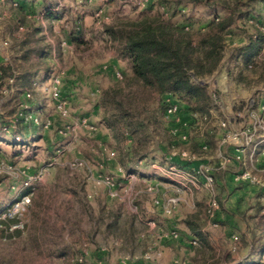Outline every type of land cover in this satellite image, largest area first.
Wrapping results in <instances>:
<instances>
[{
  "label": "rangeland",
  "instance_id": "rangeland-1",
  "mask_svg": "<svg viewBox=\"0 0 264 264\" xmlns=\"http://www.w3.org/2000/svg\"><path fill=\"white\" fill-rule=\"evenodd\" d=\"M25 1L27 13L32 16L31 24L34 28H43L38 35L30 33L31 46L38 45L35 38L44 36L49 44L60 42L61 49L53 51L52 58L47 59L52 70L51 78L36 77L31 100L40 101L42 108L34 110L28 118L23 130L25 136L15 137L11 133L15 130L16 118L11 114L19 108V99L17 87L7 85L15 84V80L5 77L0 89V137L5 138L0 141V210L25 191L26 181L31 180L33 186L32 204L25 215L26 234L22 238L17 236L6 240L0 234V264H73L72 258H76L79 252L70 248H73L72 242L77 243L83 237L82 233L95 250L99 246L110 250L112 264L138 263L150 246L160 242L161 233L171 229H177L181 238L175 239L177 250L172 251L167 264L187 261L191 264H231L227 261L228 256L234 260L232 264L242 261L248 264L254 259L264 263V252L246 258L250 249L244 246L245 224L236 216L240 211L249 215L254 213L250 207L255 203L259 188L237 184L231 175L228 176L226 186L220 189L224 206L217 228L208 227L204 192L196 193L193 198L188 196V201L181 203L172 215H166L154 204V193L149 188L161 187L169 193V187H163L167 182L161 168L180 161V153L189 150L188 145L171 143L164 111H160L158 123L148 124L146 133H141L143 149L138 156L131 155L126 150L128 142L116 138L102 119V91L123 84L131 74L130 63L120 57L118 44L111 38L109 28L121 19H135L157 12L177 24H183L187 18L206 24L226 14L220 0H211L210 5L191 0ZM16 3V0H0V65H11L18 76V64H25L21 59V44L27 32L20 26V8ZM47 9L61 13V19L53 23L54 34L49 30L50 22L44 17ZM253 14H264V4L259 5ZM259 29L264 32V25L257 26L247 19L237 20L233 35L226 39L224 58L217 71L195 79L207 85L210 94L215 90L218 97H223L219 99L224 100L221 106H217L212 97L214 115L207 123L193 129L192 138L196 141L207 135V128L217 129L219 121L226 119L239 103L264 97V76L253 71L254 68L246 67L250 51L238 50L250 44ZM260 54L264 59V50ZM32 56L30 63L38 62L36 55ZM116 70L123 78H117ZM240 72L242 79L237 80ZM56 76L61 79L57 97L52 84ZM32 101L24 99L25 105ZM183 117L189 119L190 114L185 111ZM37 119L39 124H35ZM193 152L195 157L185 158L182 162H210L214 155L211 151ZM104 175L114 177L120 197H110L107 186L97 183ZM261 177L264 180V175ZM82 205L88 207L87 218L78 222L74 215L82 212ZM100 211L117 212L118 226L109 230L106 222L97 218ZM60 213L72 214L75 218L73 224L78 228L74 236H68L64 219L59 225H52L56 245L67 251L35 250L28 228L46 223L45 217L56 218ZM90 213L91 217L88 216ZM192 235L200 239L197 246L189 245ZM74 237L77 240L73 241ZM63 257L66 259H61ZM157 258L150 260L156 261Z\"/></svg>",
  "mask_w": 264,
  "mask_h": 264
},
{
  "label": "trees",
  "instance_id": "trees-1",
  "mask_svg": "<svg viewBox=\"0 0 264 264\" xmlns=\"http://www.w3.org/2000/svg\"><path fill=\"white\" fill-rule=\"evenodd\" d=\"M191 1L197 4H211V0ZM16 2L17 7L20 8V26L27 32L21 44V49H23L21 59L25 64H18V76L14 73V67L1 64L0 89L5 77L10 76L15 80V84L7 85L9 88L14 85L17 87L19 99V108L11 114L14 118L16 117L15 130L11 133L13 136H25L23 130L29 116L33 115L34 110L42 108L40 101L31 100L36 89V77L41 76L44 80L51 78L52 70L47 64V59L52 58L53 51H60L61 48L60 42L56 45L49 44L44 36L35 38L38 45L34 48L31 46V38L28 39V36L30 33L38 35L43 28H34L35 26L31 24L32 16L30 17L27 13L28 4L25 0H16ZM219 3L226 14L222 17L217 16L206 24H198L199 21L190 18H187L183 24H177L166 20L163 14L157 12L144 14L135 19H121L115 26L109 28L111 38L118 44L120 57L130 63L131 74L123 84H115L102 91L100 97V105L104 111L102 119L105 125L113 130L116 138L128 142L126 143L128 154L138 156L139 151L143 149L141 133H146L148 124L158 123L160 111L165 110L167 95L175 97L183 105L184 111L196 116V126L207 123L213 116L211 109L214 108V103L208 87L196 82L195 79H202L217 71L224 58L226 39L233 35L237 20L247 19L252 20L257 26L258 24L264 25V14H253L259 5L264 4V0H220ZM44 17L50 22L49 30L54 34L53 23L61 19V13L47 9ZM241 49L244 52L250 51L247 53L246 67L254 68L253 71H259L261 76H264V59H261L260 54L264 50V32L259 29L256 38H252L250 44L238 48V50ZM32 54L39 59L33 64L30 63ZM38 65L41 67L37 68ZM236 79H242L241 72ZM25 98L32 101L31 104L26 103L27 107H25ZM21 112L25 115L17 116ZM39 123L40 120L37 119L35 124ZM36 133L35 131L34 134ZM206 134L204 139L210 149L204 151L199 141L191 137L190 141L185 144L188 145L189 151L214 152L215 137ZM2 139L5 138L0 137V141ZM175 141V137L171 134V143ZM215 177L220 192V189L226 186L225 174L216 172ZM24 193H33V186L28 187ZM254 199L255 203L250 207L254 209L253 214L249 215L245 211H240L236 215L245 224L244 246L250 249L246 255L247 259L254 254L261 255L264 252V190L259 188ZM81 208L82 212L76 218L78 222L83 220V214L86 216L88 209L84 205ZM91 215L90 213L88 216L91 217ZM97 218L99 221H105L109 230L118 226L119 214L115 211L108 213L100 211ZM65 221L69 225V231L74 232L76 229L74 221L71 219ZM8 223L0 221V224L6 226ZM26 227L27 224L23 229H17L11 233L0 227V234L6 239H13L21 235ZM39 227L44 228L45 222H41ZM85 242L87 240L82 241L80 246ZM77 259L78 256L72 258V263L79 264ZM227 261L232 264L234 260L228 256ZM238 264H244V262ZM248 264L264 263L254 259Z\"/></svg>",
  "mask_w": 264,
  "mask_h": 264
},
{
  "label": "built area",
  "instance_id": "built-area-1",
  "mask_svg": "<svg viewBox=\"0 0 264 264\" xmlns=\"http://www.w3.org/2000/svg\"><path fill=\"white\" fill-rule=\"evenodd\" d=\"M115 75L119 79L123 78L122 73L118 70L115 71ZM52 84L53 93L57 97L59 93L57 89L61 85L60 76L54 77ZM211 91L215 104L221 106L224 100L219 98L222 96L218 97L215 90ZM165 100L164 120L170 133L175 137L177 144H187L192 137L193 129L197 127L195 125L196 116L190 114L189 119H185L183 105L175 97L167 95ZM27 106L25 105V107ZM213 112L214 110H211L212 115H214ZM17 116H23V112ZM206 133L215 137L216 148L212 160L210 162L201 160L197 164H185L182 162L185 158L195 157L196 154L189 150H182L180 161L176 160V162L161 168L167 182V186L163 187H169L167 191L169 193H165L161 187L155 190L150 187L149 190L154 193V204L169 216L181 203L188 201V196L193 198L196 193L204 192L205 218L208 227L217 228L219 214L224 204L217 188L216 172L225 174V182L227 174L232 173L235 183L246 186L254 185L264 190V180L261 177L264 175V165L258 163L264 159V97L258 101L248 99L245 104L239 103L226 119L219 121L217 129L207 128ZM199 144L204 151L210 149L204 138L199 140ZM97 183L107 186L110 197H120L114 177L100 176ZM31 186V180L25 182V190ZM31 204L32 193L23 192L20 194L0 210V221L9 222L7 226L0 224V227L10 233L17 229H23L26 224L25 215ZM166 238L180 240L181 233L177 229L162 232L159 241ZM3 239L6 240V237ZM199 242L200 239L197 235H192L189 239L190 246H197ZM153 247L150 246L149 250L144 253L145 259L160 257L161 251ZM101 249L103 252L107 251L105 247ZM85 253L87 252L85 251ZM77 260L79 264H85L84 256H80ZM102 264H105L104 259Z\"/></svg>",
  "mask_w": 264,
  "mask_h": 264
},
{
  "label": "crops",
  "instance_id": "crops-1",
  "mask_svg": "<svg viewBox=\"0 0 264 264\" xmlns=\"http://www.w3.org/2000/svg\"><path fill=\"white\" fill-rule=\"evenodd\" d=\"M259 165H264V159L263 160H260L259 162ZM232 176V173H228L226 178H228V176ZM233 177V176H232ZM258 188V187H256ZM81 214L80 212L79 213H76L74 216L75 218L78 217V215ZM47 219V222L45 223V225H48V226H45L44 228H41L39 226L37 227H33L32 229L28 228L29 231V235L31 237L30 239V242L31 244L35 247V250H46V251H67L65 248H62L61 246H59L58 244L56 245V242H55V239H56V233H55V229L52 225H59L61 219H75L73 218L72 214L70 213H67V214H59L56 218L54 216H47L45 217ZM86 216L83 214V220H86ZM55 220H57L58 222H56ZM82 220V221H83ZM64 223V229L65 231H67V235L68 236H74V232L77 231L78 228L75 229L74 232H70L69 231V227H67V222L66 221H63ZM41 224V223H40ZM76 227V225H75ZM26 234V231H22L21 235H19L18 237L19 238H22L24 235ZM64 235V233H62ZM77 234H79V232H77ZM83 237L80 238L78 240V244L75 243V237H74V240L75 242H71L73 243V248H70V249H73L74 251H78V258L80 256H84V261H85V264H102V260L104 259V263L105 264H112V258H113V255H111L112 253H109L110 250L108 249V251L106 252H103L102 251V247L103 246H99L98 247V250H95L92 246L93 244L90 243V242H85L82 246H80V243L82 241H85V234L82 233ZM17 238V236L15 237ZM77 240V239H76ZM87 240V239H86ZM81 241V242H80ZM163 242H159V243H155L154 245V249H159L161 251V255L159 258L155 260H150V259H145L144 258V254L142 255L143 256V260H141L140 262L138 263H133V262H128V264H167V261L169 259V257L171 255H173V252L172 251H175L177 250L176 249V246H175V239H172V238H166L164 240H162ZM115 243L117 244V241H115ZM85 251L87 253H85ZM147 252V251H146ZM76 256V258H77ZM61 259H65V257L61 258ZM187 261V260H186ZM185 264H188L189 261L187 262H184ZM120 264H124V263H120ZM191 264V263H189ZM193 264V263H192Z\"/></svg>",
  "mask_w": 264,
  "mask_h": 264
}]
</instances>
